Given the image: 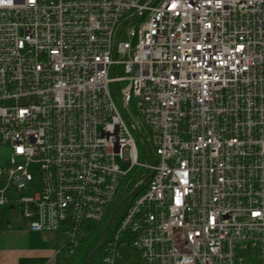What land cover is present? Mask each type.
<instances>
[{"label": "built area", "instance_id": "obj_1", "mask_svg": "<svg viewBox=\"0 0 264 264\" xmlns=\"http://www.w3.org/2000/svg\"><path fill=\"white\" fill-rule=\"evenodd\" d=\"M6 144L0 205L34 182L27 227L65 238L44 264L134 166L97 264H264V0H0Z\"/></svg>", "mask_w": 264, "mask_h": 264}, {"label": "trees", "instance_id": "obj_2", "mask_svg": "<svg viewBox=\"0 0 264 264\" xmlns=\"http://www.w3.org/2000/svg\"><path fill=\"white\" fill-rule=\"evenodd\" d=\"M137 139L139 141L138 160L145 156L153 158L150 144L147 143L142 136ZM148 174L149 172L142 168L137 166L132 167L129 172H127L119 188L116 201L110 209L107 217L101 221L87 222L83 227V234L79 239L78 246L71 253L61 251L57 256L56 264H96L101 255V249L105 240L117 226L119 219L125 211L127 201L123 200L122 197L132 192L138 185L139 180L142 177L146 178ZM11 213V207L0 205V230L9 228L6 221L11 216ZM111 214H113L112 222L104 232L108 218ZM103 232L105 233L104 237H102ZM133 255H135L134 250H126L121 264H139L137 258L133 257ZM45 260V257H22L19 259V264H44Z\"/></svg>", "mask_w": 264, "mask_h": 264}, {"label": "crops", "instance_id": "obj_3", "mask_svg": "<svg viewBox=\"0 0 264 264\" xmlns=\"http://www.w3.org/2000/svg\"><path fill=\"white\" fill-rule=\"evenodd\" d=\"M26 224L27 221L18 229L9 227V230H0V264H19L22 257L47 258L54 254L57 248L47 245L53 239L50 236L52 233L31 231ZM24 234L28 237L26 242Z\"/></svg>", "mask_w": 264, "mask_h": 264}, {"label": "rangeland", "instance_id": "obj_4", "mask_svg": "<svg viewBox=\"0 0 264 264\" xmlns=\"http://www.w3.org/2000/svg\"><path fill=\"white\" fill-rule=\"evenodd\" d=\"M133 106V105H132ZM130 105L129 107V113L131 115H136V111L135 109H133ZM137 142V149L139 150V141L138 139H136ZM11 156V148L8 144L6 145H0V166L4 167L7 166L8 161L10 159ZM139 162H150V158L148 156L142 157V159L138 160ZM116 162L119 164V167L122 170L127 169V164L121 162L119 160V158H116ZM36 184L33 182L29 185V187L27 189H23V190H16L13 186L9 185L6 188V191L4 193V195L6 196L7 199L11 200L12 202H14L16 205L15 207L12 209V213L11 216L9 217V219L6 221L8 227L10 228H17L22 227L25 225V222L29 220V218H25L22 213H21V207H19V205L17 204V201L20 197L22 196H27V195H33L36 189ZM9 223H11L9 225ZM7 230H9V228H7ZM50 236L53 237L51 243H47V245H49L50 248H58L61 247V245L63 244L65 238L63 236H58L55 237L54 234H50ZM24 238V242L27 241V235L24 234L23 236ZM34 240V239H31ZM102 250V249H101ZM102 252V251H101ZM99 262V258L97 263ZM96 263V264H97Z\"/></svg>", "mask_w": 264, "mask_h": 264}, {"label": "water", "instance_id": "obj_5", "mask_svg": "<svg viewBox=\"0 0 264 264\" xmlns=\"http://www.w3.org/2000/svg\"><path fill=\"white\" fill-rule=\"evenodd\" d=\"M110 221H111V218L108 220V222H107V224H106V226H105L104 232H105L106 229L108 228ZM104 232H103V234H102V237L104 236Z\"/></svg>", "mask_w": 264, "mask_h": 264}]
</instances>
